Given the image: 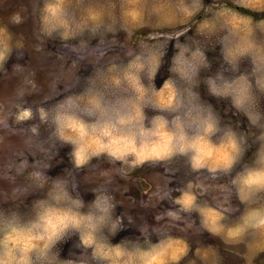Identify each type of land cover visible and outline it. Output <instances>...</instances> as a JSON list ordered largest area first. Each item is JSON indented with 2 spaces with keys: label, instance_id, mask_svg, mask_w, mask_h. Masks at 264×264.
<instances>
[{
  "label": "clouds",
  "instance_id": "clouds-1",
  "mask_svg": "<svg viewBox=\"0 0 264 264\" xmlns=\"http://www.w3.org/2000/svg\"><path fill=\"white\" fill-rule=\"evenodd\" d=\"M184 5L185 0H181L180 7ZM35 8L39 14L36 38L43 43L58 36L65 48L77 53L82 45L90 46V40L99 41L103 31L104 39L111 33L113 43L119 44L114 30L105 24L81 27L68 0H41ZM24 20L19 13L11 18L16 25ZM252 24L249 20L243 34L228 46L221 39L218 44L224 67L204 78L201 73L211 69L206 48L176 38L168 41V45L174 42L175 52L168 69L170 76L160 88L155 81L168 47L161 46L163 38L125 49L123 59L106 65L93 63L95 70L86 78L82 91H72L80 83L77 76L71 88L58 90V96L39 105H31L26 99L38 88L35 74L24 76L12 97L0 99V122L27 131L28 147L6 166V178L15 185V198L34 192L42 196L33 201L27 216L18 210L0 209V264H166L167 253L158 250L160 239L152 242L150 237L156 233L146 224L139 229L142 239L113 243L125 227V214L116 211L120 202L113 188L114 176L105 177L91 189V201L86 202L79 193L75 173L101 158L132 169L184 158L192 173L206 171L216 181L230 177L226 183H219L228 193L227 206L215 207L208 200L199 203L200 196L208 193L202 191L198 196L192 191L195 181L190 180L177 189L178 196L171 197V190L168 192L164 199L170 197L177 207L164 210L163 215L179 220L183 214L198 213L200 227L213 236L227 227V240L238 241L249 231L264 230V205L249 208L235 225L224 224L230 213L238 211L231 205L234 194L246 205L264 200V26ZM73 40L78 43H70ZM13 48L10 42L0 40V72L5 71ZM244 60L251 68L242 72ZM80 61H86L85 57L80 56ZM14 69L22 73L25 67L17 64ZM201 83L209 95L229 101L258 130L252 163H245L235 175L250 147L248 134L224 123L214 107L202 101L197 91ZM162 89L169 97L163 104L159 101ZM48 102L49 106H44ZM149 109L155 113L151 117L146 112ZM42 127L48 131L47 138H41ZM57 145L70 148L68 155L75 172L51 177L48 171ZM29 156L33 157L31 162ZM20 176L25 184H15ZM127 220L133 222L131 216ZM73 236L78 239L79 252L71 259L61 258L58 246ZM172 240L179 242L175 237Z\"/></svg>",
  "mask_w": 264,
  "mask_h": 264
},
{
  "label": "rangeland",
  "instance_id": "rangeland-1",
  "mask_svg": "<svg viewBox=\"0 0 264 264\" xmlns=\"http://www.w3.org/2000/svg\"><path fill=\"white\" fill-rule=\"evenodd\" d=\"M40 2L41 0H0V40L10 42L14 47L4 66L5 71L0 72V99L12 97L23 77L29 73L35 74L38 85L26 98L31 105L52 100L59 95L58 90L62 91L63 88L67 91L73 86L77 76L80 83L72 91L78 93L83 90L86 78L93 74L96 67L93 63L106 65L115 59H123L125 49L161 38L162 47L176 38L177 41L206 48L211 69L201 73V78H204L224 67L221 46L218 44L221 39H224L225 46L234 43L246 30L249 20L254 27L264 26V0H185L182 7L181 0H68L71 11L81 21V27L105 24L114 30L115 39L119 42L118 45L113 43L111 33L108 34L109 39H104L105 33L101 31L99 41L90 40V46L93 47L82 45L74 53L64 47V42L58 36L46 38L44 43L37 40L39 14L35 6ZM16 13L25 18L19 25L11 22ZM70 43L76 44L78 40ZM173 43H169L157 74V88L170 76L168 69L175 52ZM38 46L43 50L37 51ZM80 56L85 57L86 61H80ZM17 64L25 67L22 73L14 69ZM250 68L248 60L242 61V72L249 71ZM197 91L203 102L214 107L224 123H231L238 132L248 134L250 147L234 170L232 175H235V171H239L245 163H252L258 147L253 139L258 130L252 128L248 119L237 113L229 101L209 95L203 83ZM66 94L68 93L62 92V95ZM168 98L167 91L162 89L159 94L160 103L163 104ZM49 103L51 102L44 106H49ZM261 109L264 110V98L261 99ZM146 112L149 117L155 114L150 109ZM41 133V138H47L48 131L45 128L42 127ZM26 138V129L10 126L6 121L0 122V209L18 210L25 216L31 214L33 201L41 197L42 193L34 192L26 198H15L12 192L15 185L6 178V166L11 165L15 157L26 150ZM54 151L48 175L56 177L64 176L69 170L75 172L68 155L70 148L57 145ZM29 160L31 162L33 157L29 156ZM108 176H114L113 188L116 199L120 202L117 214H125L124 230L113 238V243L123 239H142L139 229L146 224L156 233L150 237L152 242L160 239L158 250L167 253L166 264H264V248L255 250V242L251 240L256 235L252 231L238 241L221 239L219 235L213 236L200 227L198 213L193 212L190 216L183 214L185 217L179 220L163 215L164 210L177 207L172 204L170 197L164 199L168 192L171 190V197L178 196L180 193L177 189L183 188L190 180L195 181L192 191L198 196L202 191L208 193L200 196L199 203L203 204L208 200L214 205L223 203L227 206L228 193L221 190L219 183H226L230 177H220L216 181L206 171L192 173L184 158L155 166L145 164L135 169L122 168L101 158L93 160L89 166L75 173L79 193L86 202L94 198L91 189ZM25 183L23 176L16 178L15 184ZM231 205L238 211L228 215L224 221L226 225L235 220L236 212L241 209L235 194L231 197ZM258 205L242 204L245 207ZM127 216L132 217V223H128ZM172 237L179 242H173ZM77 245L78 239L75 236L60 244L58 250L61 258L75 257L79 252Z\"/></svg>",
  "mask_w": 264,
  "mask_h": 264
},
{
  "label": "crops",
  "instance_id": "crops-1",
  "mask_svg": "<svg viewBox=\"0 0 264 264\" xmlns=\"http://www.w3.org/2000/svg\"><path fill=\"white\" fill-rule=\"evenodd\" d=\"M236 199H237V201H239L237 196H236ZM240 204H241V209L239 210V212H236L235 220L230 222V223H228L227 225L225 224L226 226H232V225H235V224L239 223L241 214L246 212L249 208L253 207V206H248V207L247 206L246 207L242 206L241 202H240ZM221 205H223V203H221L219 205H214L213 204V206H215V207H220ZM260 205H264V200L260 201V204L258 206H260ZM226 232H227V227H225V229L220 232L219 236L221 237V239L227 238ZM252 232H254L255 235H256V237L251 240V241L255 242V248H256L255 250H259L261 248H264V230L252 231ZM256 233L258 234V236H257ZM251 245H252V243H251ZM206 255L208 256V252L206 253Z\"/></svg>",
  "mask_w": 264,
  "mask_h": 264
}]
</instances>
